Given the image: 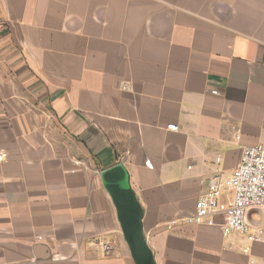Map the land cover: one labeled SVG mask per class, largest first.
<instances>
[{"label": "crops", "instance_id": "0c3cea01", "mask_svg": "<svg viewBox=\"0 0 264 264\" xmlns=\"http://www.w3.org/2000/svg\"><path fill=\"white\" fill-rule=\"evenodd\" d=\"M246 145L264 146V0H0V264H136L101 176L117 163L155 264H264L262 209L248 253L180 222Z\"/></svg>", "mask_w": 264, "mask_h": 264}, {"label": "built area", "instance_id": "2783aa9c", "mask_svg": "<svg viewBox=\"0 0 264 264\" xmlns=\"http://www.w3.org/2000/svg\"><path fill=\"white\" fill-rule=\"evenodd\" d=\"M168 129L177 130L176 124L168 125ZM0 159L2 156L0 155ZM217 158V162H220ZM146 164L151 167L150 161ZM230 191L232 198L222 201L224 192ZM252 207L264 211V146L246 145L242 147L240 162L230 176H225L218 167L216 173L208 179V189L195 202V210L191 215L180 219L183 224L208 225L219 224L225 236L240 233L247 238L244 251L251 250V244L261 239L253 233L246 220V212ZM178 221L167 223V230H172ZM103 252L108 255L115 250L113 242H99Z\"/></svg>", "mask_w": 264, "mask_h": 264}, {"label": "water", "instance_id": "95a60500", "mask_svg": "<svg viewBox=\"0 0 264 264\" xmlns=\"http://www.w3.org/2000/svg\"><path fill=\"white\" fill-rule=\"evenodd\" d=\"M103 184L117 211L124 239L136 264H155L143 230V208L130 185L129 175L122 163L101 173Z\"/></svg>", "mask_w": 264, "mask_h": 264}]
</instances>
